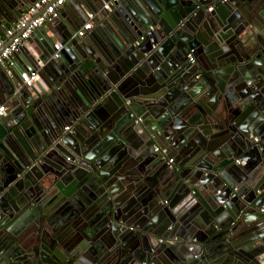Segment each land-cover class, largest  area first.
<instances>
[{"label": "water", "instance_id": "1", "mask_svg": "<svg viewBox=\"0 0 264 264\" xmlns=\"http://www.w3.org/2000/svg\"><path fill=\"white\" fill-rule=\"evenodd\" d=\"M33 1L0 0V29ZM120 1L113 6L129 9L122 17L128 24L117 33L97 26L99 40L94 34L66 40L77 22L65 23L61 14L50 22L63 32L49 26L59 48L48 36L40 53L23 41L29 71L40 61L57 65L56 79L40 72L46 89L39 82L0 88V100L9 104L0 121V264H264L263 230L244 233L254 219L264 221V143L256 141L264 138V109L257 119L248 112L250 100L264 104V0H250L253 23L263 27L245 39L237 38L232 21L236 10L244 12L238 0ZM226 38L240 47L229 61L238 64L231 76L235 108L217 107L219 84L209 83V74L196 77L198 53ZM232 115L239 118L219 132ZM216 137L232 145L221 146L219 163L207 164L199 156ZM155 144L166 152L154 151ZM185 157L189 162H180ZM179 164L221 183L208 196L212 207L196 202L203 196L194 187L195 197L185 199ZM59 178L68 185L61 187ZM169 178L179 181L174 192ZM197 215L209 225L205 231L195 230ZM191 229L182 237L196 242L178 239ZM221 238L233 241L213 253L217 258L194 259L204 248L214 251Z\"/></svg>", "mask_w": 264, "mask_h": 264}, {"label": "crops", "instance_id": "2", "mask_svg": "<svg viewBox=\"0 0 264 264\" xmlns=\"http://www.w3.org/2000/svg\"><path fill=\"white\" fill-rule=\"evenodd\" d=\"M100 2H94L93 0H66L65 3L63 4L62 7H60L59 9V15L58 17L61 16V14L63 15V17L61 18V20L65 21V23L68 22V20L70 21H75L77 22V26L74 29V31L72 32L71 37H69L66 40H73L78 39V38H82L85 35L88 34H94L93 38L95 40H99V36H96L95 33L96 30L95 28L97 26H101L102 29H104L105 31H110L114 34L119 32L126 24H128L127 21H125L124 19H122L123 17V13H129V9L126 8V6H124L123 10L122 9H117V7L112 5L108 8V9H103L102 6L103 4L107 1V0H99ZM153 2H159L158 4H161V0H151ZM224 2L227 0H223ZM119 2V4L121 3L120 0L116 1ZM132 3V2H131ZM91 6H90V5ZM238 4L240 5V7L242 8V10L244 11L242 15H240L238 13V11L236 10L235 14L233 16L232 21H236L235 25L237 28H239V35L237 34V38L240 39H245V34H250V30H256V29H260L259 27H263V25H261V23L256 19L257 21V25L253 23V20L255 19L254 17H252V13H251V8H252V2L250 0H238ZM123 5V4H122ZM133 5V3H132ZM27 5H25L22 8H17L15 9V11L10 15L9 19H6V21L4 22V26H9L11 24H13L21 15V13L23 12V10L25 9ZM209 7L212 6H208L207 10H209ZM224 7V6H223ZM263 12H264V7L262 8ZM115 11V12H114ZM262 12V11H261ZM89 14H93V18H91V28L89 30L86 31L85 35L83 36H78L76 34V32L81 28V26L87 22L89 20ZM52 26L54 28L55 31L57 32H63L61 26L56 25V24H52L50 22V19L47 20L42 26L41 29H38V32H35L34 34L31 33V35L24 40V42H26L28 47H32L34 48V50H36L37 52L40 53V46L43 44V39L45 37H50L54 40L53 38V33L51 32V29L49 28V26ZM5 28V27H4ZM150 29H153V26L150 25L149 26ZM230 29V28H228ZM253 29V30H252ZM118 30V31H117ZM5 29H0V35H2L4 33ZM225 32V30L223 31ZM250 36V35H249ZM252 37V34L251 36ZM141 39V37L139 38ZM77 41V40H76ZM246 41V40H244ZM55 43H57L58 41L54 40ZM212 43H208L206 45V47H204V49L201 53H198L200 62H201V66H199V72L197 73L196 77L201 78L203 76V74H209L213 80H208L215 83L216 85L219 84V86L216 87V91H214V93L217 96V100L215 102V104L217 105V107H220L223 103L228 102L229 104H231L232 108H235L238 104V100L235 99V93L232 92V87H234L232 85V81H231V76H232V72L234 70V67H236L238 64H232L231 62V57H236V54H240V47L238 46L237 43H235L234 40L232 39H221V40H213L211 41ZM212 44V47H208L209 45ZM22 47L21 51L18 50V48L16 49V51L10 56L9 61L10 62V70L11 73H7L6 69L4 67H0V88H6L7 90L12 91V89L16 90V89H20L21 87L26 88V89H31L34 87H25L21 81L20 78V73L22 72H36L38 74V79L36 82H39L42 86H44L46 89V82L44 84V81L40 80V72L42 73V75L45 77V79L47 81L52 80V78H55L56 75V71L57 70V65L55 63H50V62H41L38 65V69H35L33 71H29L26 67V64L28 63V56H29V52L27 49V46H23V42L19 45ZM18 46V47H19ZM72 46V45H71ZM71 50H74V46L71 47ZM54 57V55H52V58ZM42 70V71H40ZM45 70V71H44ZM226 70H228V72H226ZM216 74V76H215ZM216 77V78H215ZM250 78H254L255 76H251ZM56 79V78H55ZM5 81H7V83L5 84L6 86H4L3 83H5ZM35 82V83H36ZM210 83V82H209ZM212 90V87H207L204 88L202 90V93H208L209 91ZM29 97H31V95H28ZM215 96V98H216ZM259 96L264 99V92H259ZM238 97V95H237ZM247 97L249 98L250 95L248 94ZM203 98L204 101L205 100H209L210 98H207V96L205 94H203ZM240 99V97H238ZM0 104H5L6 108L9 107V104L7 101L5 100H0ZM262 104V105H261ZM248 112L250 113V115H253V119H257L259 118V113L262 111L261 109H264V104L260 101H256V100H250V102L248 103ZM6 113V112H5ZM5 115V114H4ZM256 117V118H255ZM264 117V116H263ZM239 117H235L234 115L231 116V118H229L227 121V125L226 128H219V132H223V130H226V132L229 130L228 126L232 125V123L237 120ZM250 116L247 115L245 118L240 119L238 121V125H242L244 123H246V120L249 119ZM253 119H251L250 124L253 123ZM263 119V118H261ZM1 121V118H0ZM236 125V124H235ZM208 126V124H203L202 127L208 128L206 127ZM216 130L213 129L212 132H215ZM231 131V130H230ZM225 133V132H224ZM200 136L206 138V140H208L206 134H202L201 132L198 133ZM221 135V134H219ZM197 137V134L194 136ZM256 141H260L262 143H264V138L262 137L261 139L257 138ZM209 142H211L210 144H207V147H203L202 152L200 154L199 157H202L205 159L207 164H212V165H216L217 163H219V161H221L222 159H224V152L223 149L221 148V146L223 147L225 143L230 144L231 141L230 139H225L222 140V138H212L209 140ZM232 145V143H231ZM155 146H158L157 144H155ZM173 158L174 155H172ZM183 162H189L190 158H184V159H180ZM199 161V159H197ZM189 167H187L186 165H177L175 167V171L176 174H178V172L182 171L185 173V177L186 179H183L182 184L184 186H186L189 191L185 193V195H187L185 197V199L187 198H191L195 197L193 195V190L192 188L194 187L196 189V191L203 196L202 200L199 202V199H196V202L200 205H202L201 202H208V196H213L214 191L216 190L217 187H219V185H221L220 182L215 183L213 180V177H211V175L209 174L208 171L205 172H200L198 171V169H194L192 171H188L186 169H188ZM188 171V173H187ZM172 172V169L170 170V173ZM197 174V175H196ZM176 176V175H175ZM215 178V177H214ZM171 179V182L173 183V190L172 192L175 191L176 187L180 186V184H178L177 182L179 181H174L173 179L175 178H169ZM59 180V185L62 187H65L68 185V183L66 182L65 179H58ZM179 180H180V176H179ZM87 189L89 190V186H87ZM186 188V189H187ZM90 191V190H89ZM254 191V190H253ZM263 190L258 189L256 191V194H262ZM255 193V191H254ZM207 197H206V196ZM178 194H175V197H178ZM206 198H205V197ZM87 199H92L90 196H86ZM184 199V200H185ZM194 199V198H193ZM180 200V199H179ZM176 199V201H179ZM180 203V201H179ZM216 206H222L219 203L215 202ZM209 207H212V203L210 202L208 204ZM206 214H208L205 211ZM193 219L196 220V224L197 226L195 227V230L198 231H205L206 229L204 228H209L208 224L203 220V218L200 215H197L196 217H194ZM257 221V218L254 219L251 222V226H248L246 228H244V233L247 234H251L252 232L256 231V229L259 230H263L261 233L262 236H264V221ZM199 224V225H198ZM209 224L210 226L213 225V228L216 229V231L221 230L220 225L218 224H214L210 222L209 219ZM260 224V225H259ZM203 226L200 228V226ZM255 230H253V229ZM195 230L191 229L190 231H187L184 235H180L178 239H180L181 241H188L190 242L191 240L196 242L195 239H193L192 237L190 238H183L182 236L185 235H190L191 233H193ZM198 236H200V233H197ZM212 233H206L205 234V243H207V241L209 240V237ZM244 234V235H247ZM172 238H174V240L176 239V236H172ZM186 239V240H184ZM161 239H159L160 241ZM173 240V239H172ZM241 237L240 236H236L234 237V241H240ZM229 241H233L230 238H221L220 241L214 243V251H209L207 253H204L206 251V249L204 248L205 251H202L200 254H196L194 259L196 260H200L202 258L203 255L207 254V256L209 257H213V258H217L219 255L218 254H213L215 251H219V250H225V246L226 243H228ZM219 247V249H217ZM222 247V248H221ZM214 255V256H213ZM143 264V263H142ZM145 264V263H144Z\"/></svg>", "mask_w": 264, "mask_h": 264}, {"label": "built area", "instance_id": "3", "mask_svg": "<svg viewBox=\"0 0 264 264\" xmlns=\"http://www.w3.org/2000/svg\"><path fill=\"white\" fill-rule=\"evenodd\" d=\"M65 1L34 0L25 7L19 18L13 24L9 25L4 33L0 35V67H4L7 73H11L10 62H8L10 56L36 28L41 27L47 20L58 17L59 9ZM116 1L118 0H107L102 8L104 10L108 9ZM91 18H93V14H89V20L76 32L78 36L85 35L86 31L91 28ZM8 39L10 40L9 42H7ZM54 46L56 49L59 48V42L55 43ZM20 78L25 87H31L37 81L38 74L36 72H22L20 73ZM5 110L6 105L0 104V118L5 114ZM153 150L161 153L166 152V149L160 146H154ZM167 161L170 163L172 158H168Z\"/></svg>", "mask_w": 264, "mask_h": 264}]
</instances>
